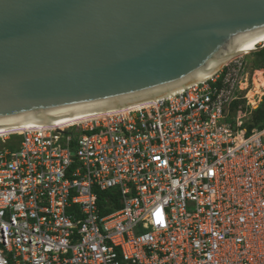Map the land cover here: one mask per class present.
<instances>
[{
  "label": "built area",
  "instance_id": "built-area-1",
  "mask_svg": "<svg viewBox=\"0 0 264 264\" xmlns=\"http://www.w3.org/2000/svg\"><path fill=\"white\" fill-rule=\"evenodd\" d=\"M229 66L147 106L0 134V264H264V94L252 105L245 63Z\"/></svg>",
  "mask_w": 264,
  "mask_h": 264
},
{
  "label": "water",
  "instance_id": "water-1",
  "mask_svg": "<svg viewBox=\"0 0 264 264\" xmlns=\"http://www.w3.org/2000/svg\"><path fill=\"white\" fill-rule=\"evenodd\" d=\"M263 29L264 0H0V120L184 84Z\"/></svg>",
  "mask_w": 264,
  "mask_h": 264
},
{
  "label": "bare ground",
  "instance_id": "bare-ground-1",
  "mask_svg": "<svg viewBox=\"0 0 264 264\" xmlns=\"http://www.w3.org/2000/svg\"><path fill=\"white\" fill-rule=\"evenodd\" d=\"M264 45V29L256 31L251 34L239 36L235 38L234 42L227 47L226 50L221 51L218 56H212L209 64L204 69L196 71L194 78L188 80L184 84L174 85L155 91L140 92L121 97L105 99L101 101L82 104L80 106L72 107V109L65 110H51L44 109L43 114H34L22 116L19 118H10L7 120H0V134L3 136L9 133H17L30 129L32 126L42 125L56 130L62 129L70 124L76 122L89 121L96 118H104L110 114L118 113L119 111H126L128 109L147 106L156 99L174 95L183 89L210 78L215 74L221 66L227 65L233 58L238 57L244 53H249L257 48L258 45ZM256 46V47H255ZM207 64V63H206ZM257 83L260 91L264 77L261 72ZM258 90V88H257ZM251 91L248 94V99L252 105H255V97H260L262 93ZM39 112V111H38ZM35 113V112H34ZM15 118V119H14Z\"/></svg>",
  "mask_w": 264,
  "mask_h": 264
},
{
  "label": "trees",
  "instance_id": "trees-1",
  "mask_svg": "<svg viewBox=\"0 0 264 264\" xmlns=\"http://www.w3.org/2000/svg\"><path fill=\"white\" fill-rule=\"evenodd\" d=\"M252 56H253V60H252L253 69L264 70V48L261 49L260 51L252 53ZM252 122L254 123L255 127H261L264 124V97H263L262 103L259 106V108L256 109L252 113ZM99 195H98L99 196V202L101 201V198L104 196L105 197L106 196L113 197L112 192H105V193H101ZM115 208H119V206L117 205ZM107 211H110V210H107Z\"/></svg>",
  "mask_w": 264,
  "mask_h": 264
},
{
  "label": "rangeland",
  "instance_id": "rangeland-1",
  "mask_svg": "<svg viewBox=\"0 0 264 264\" xmlns=\"http://www.w3.org/2000/svg\"><path fill=\"white\" fill-rule=\"evenodd\" d=\"M257 48H259V46ZM252 60H253V56H252V53L251 52L244 53V54L236 57L235 59H233L230 63L227 64V66L230 65L229 67L231 69V67L235 63L244 62L245 65H246L247 71H248V73H246L247 74L246 77L248 76V78H249L250 83L252 84V86L254 84L252 91H254L256 93L257 91H260V88L258 86L259 83H257V81H258V78L260 77L261 74L258 72V70L253 69V67H252ZM261 72L263 74V70ZM257 88H258V90H257ZM261 89L264 90V83L263 82L261 84ZM260 93H263L264 94V92H261V91H260ZM12 140H14V139L12 138ZM13 143L14 142L11 141L10 143H8L9 144L8 146L13 145Z\"/></svg>",
  "mask_w": 264,
  "mask_h": 264
},
{
  "label": "clouds",
  "instance_id": "clouds-1",
  "mask_svg": "<svg viewBox=\"0 0 264 264\" xmlns=\"http://www.w3.org/2000/svg\"><path fill=\"white\" fill-rule=\"evenodd\" d=\"M259 48H260V47H259ZM263 48H264V47H263ZM225 66H226V65H225ZM221 69H222V68H221ZM219 70H220V69H219ZM219 70H218V71H219ZM255 70H262V69H255ZM218 71H217V72H218ZM263 71H264V70H263ZM217 72H216V73H217ZM216 73H215V74H216ZM213 75H214V74H213ZM262 100H263V99H262ZM261 103H262V102H261ZM260 105H261V104H260ZM258 108H259V107H258ZM258 108H257V109H258ZM252 123H253V122H252ZM37 126H41V125H37ZM12 138H13L14 140H12ZM18 140H20V137L17 136V135H14V136H12V137L10 138L9 143H10L11 141L14 142V141H18ZM8 147H9V146H8Z\"/></svg>",
  "mask_w": 264,
  "mask_h": 264
}]
</instances>
